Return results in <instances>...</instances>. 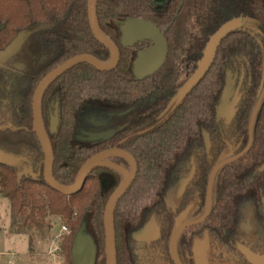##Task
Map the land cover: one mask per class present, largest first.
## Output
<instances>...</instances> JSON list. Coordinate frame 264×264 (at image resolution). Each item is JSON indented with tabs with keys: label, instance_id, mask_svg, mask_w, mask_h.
I'll list each match as a JSON object with an SVG mask.
<instances>
[{
	"label": "trees",
	"instance_id": "1",
	"mask_svg": "<svg viewBox=\"0 0 264 264\" xmlns=\"http://www.w3.org/2000/svg\"><path fill=\"white\" fill-rule=\"evenodd\" d=\"M96 18L101 32L117 48L116 67L100 72L87 64L75 66L45 92L42 121L53 151L54 179L69 186L79 168L111 142L81 143L75 136L84 119L98 111L122 128L117 140L136 160L135 180L119 200L113 214L116 264L124 259L130 232L151 215L166 214L165 197L172 175L192 156L196 175L191 187L203 210L207 179L212 168L241 154L248 145L249 122L264 85V0H97ZM140 19L165 31L167 56L161 70L143 81L131 73L134 51L148 45L124 48L119 43L118 21ZM241 19L242 26L219 45L214 61L198 84L168 113L158 119L169 97L196 69L204 46L222 24ZM0 52L24 33L18 50L0 64V151L25 159L36 180L17 179L19 168L0 164V197L9 204L11 234L26 235L30 243L51 228L57 217L70 234L61 243L64 264H72L74 236L84 224L96 246L95 264H104L103 211L119 184L111 170L94 169L80 192L63 196L43 178V154L32 130L31 99L38 82L52 69L78 55L106 62L107 50L94 40L87 20V0H0ZM242 78L240 101L230 123L216 119L226 76ZM234 83V82H233ZM234 87V85H233ZM149 97L153 102L143 103ZM57 100V126L49 130V104ZM132 110L124 115L128 109ZM209 138L206 152L203 134ZM130 134H136L126 139ZM264 96L252 126V144L241 158L222 166L212 186V207L205 228L212 245L229 244L240 221V209L252 201L262 213L264 198ZM112 174L114 182L102 186ZM187 197V195H186ZM186 200V198L184 199ZM90 208V209H88ZM166 214V215H165ZM189 231V232H191ZM181 234L180 240L189 237ZM132 263V262H131Z\"/></svg>",
	"mask_w": 264,
	"mask_h": 264
},
{
	"label": "water",
	"instance_id": "2",
	"mask_svg": "<svg viewBox=\"0 0 264 264\" xmlns=\"http://www.w3.org/2000/svg\"><path fill=\"white\" fill-rule=\"evenodd\" d=\"M96 5L97 0H87V20L88 26L92 37L96 42L102 45L108 52L109 57L106 62H101L89 55H78L73 58L66 60L61 63L49 73H47L36 85L31 99V111H32V130L36 136L39 146L43 154V178L45 183L53 191L69 197L80 192L85 184L87 177L96 168H109L117 171L123 176L120 185L116 188L113 194L109 197L104 211H103V229H104V264H116V249H115V237H114V226H113V214L117 203L124 196L126 191L132 184L136 171L137 165L134 158L122 151V150H105L91 156L86 160L83 165L79 168L75 181L72 185L65 186L59 184L53 177V151L49 143L42 117L40 104L46 90L64 73L71 70L75 66L81 64H87L100 72H108L113 70L119 59V53L116 46L106 38L101 32L97 18H96ZM118 28L119 43L124 48H132L136 44L141 42H149L151 45L135 54V58L132 64L133 75L138 80H143L147 77L153 76L164 64L167 56V42L164 37L165 31H160L152 23L140 20V19H129L118 21L115 23ZM242 26L241 19H234L222 24L216 31L208 38L204 49L202 51L201 59L196 63V70L191 77L181 86L172 99V102L178 104L183 98L198 84V82L204 77L206 72L211 67L217 49L221 42L232 32L238 30ZM4 28L0 25V31ZM25 34H20L15 40L0 52V64L10 58L20 47ZM233 81L230 79V75H227L225 84L221 93V100L216 109V119H225L227 123H230L233 118L236 107L240 101L239 89L241 82L239 83L236 91L232 94ZM264 96V86L261 94L256 102L254 110L252 112L249 122V140L246 149L233 158L224 160L211 170L207 190H206V206L203 215L188 224L177 227L172 233L169 241V253L174 264H180L175 252V242L179 234L186 228L193 227L202 223L209 215L211 209V188L215 174L225 164L236 161L237 159L244 156L250 149L252 144V126L259 109L260 103ZM107 134L90 135L89 140L95 141ZM204 141L206 148H209L207 136L204 135ZM110 158H120L130 166V171L126 172L122 168L107 162ZM25 159L16 157L11 154H7L0 151V164L9 166L12 168H19L20 164L24 163ZM264 170V166L261 167ZM22 176H28L33 180L39 177V174H35L28 164L21 171L17 173V179L19 180ZM192 173L188 178L180 182L179 192H183L187 182L191 179ZM263 212H264V199H263ZM86 227L83 224L79 231L73 238L70 257L72 264H95L96 259V246L93 239L86 233Z\"/></svg>",
	"mask_w": 264,
	"mask_h": 264
},
{
	"label": "flooded vegetation",
	"instance_id": "3",
	"mask_svg": "<svg viewBox=\"0 0 264 264\" xmlns=\"http://www.w3.org/2000/svg\"><path fill=\"white\" fill-rule=\"evenodd\" d=\"M142 43L145 42L138 43L135 46ZM146 43H148V45L138 48L134 51V58H135V54L138 51L144 50L151 45L149 42ZM132 64H131V73L133 74ZM161 68L153 76H155L161 70ZM191 75L185 80H183L179 85V87L176 89V91L169 97V100L164 110L160 113L158 119H161L162 117H166L168 113L173 111L175 107L180 103L179 102L178 104H176L175 102H172V99L177 93V91L181 88V86L191 77ZM153 76L147 77L143 80L152 78ZM230 79L231 81L234 82L233 83L234 87L232 85V91H233L232 94L235 93L239 83L241 82L239 89V94H240L242 88V78H239L238 81H235L236 80L235 77L233 76L231 77L230 75ZM143 80H139V81H143ZM147 101L149 103H152L153 97L147 98L146 100H144L143 103ZM131 110L132 108L118 115L121 116L127 114ZM109 117H112V113L108 114L101 111H98L95 114L86 117L80 129L78 130V133L75 136V138L81 143L111 142L113 146L101 150L99 152L116 149V150H122L133 157V155L129 151L120 147L123 143L122 141L116 142L117 133L121 131L122 128L117 126L113 120H109ZM57 118H58L57 100L54 99L49 104V110L47 115V123L50 131L55 130L58 121ZM224 121L226 122L225 119ZM99 134H107V136L106 137L103 136L95 141L89 140L90 135H99ZM204 135L207 136L208 144H209V138L206 133L203 134V144L207 152L208 148H206L205 146ZM134 136H136V134H130L126 137V139H131ZM248 140H249V136H248ZM107 162L122 168L126 172L130 171L129 164L127 163V161L123 159L110 158L107 160ZM28 164L29 163L26 162L20 164L19 170L21 171ZM196 168H197L196 163L192 156L188 158L186 163L184 162L183 164H180L179 166L176 167L175 172L172 175V181L169 185L165 197V201H166L165 211L166 214L167 212H170L172 223L171 225L167 224L165 222L164 215L159 216L158 218L155 217V215H151L142 223V225L136 226L134 230L130 232L131 243L124 247V253H125L124 259H127L128 263L130 258L131 260L130 264H174L169 253V241L172 233L177 227L191 223L199 219L203 215L206 206V190H207L208 179L205 190L203 210L199 215L195 216V211L197 210L200 204L198 193L193 192L191 189L196 175ZM104 169L111 170L120 177L118 184L119 186L123 179V176L113 169H109V168H104ZM191 173H192L191 179L187 182L183 192L180 193L179 192L180 182L188 178V176ZM114 179H115L114 175L108 174V176L102 178V182H101L102 186L105 187V183L107 181L108 183L114 182ZM116 188L114 189V191L116 190ZM185 198L186 200H184ZM249 205L250 207H247ZM211 207H212V188H211ZM260 217L264 221L263 206H262V213H259L256 211L252 201L245 202L240 209L239 224L236 227L234 236L230 237L228 245L222 244V245L213 246L209 237V233L205 228H201L200 231L196 233L194 231H191L192 228H195L200 224H202L204 221H206L208 217L199 225L186 228L179 234L175 242V252L179 263L180 264H264V230L263 228L261 229L260 226L262 225V223L259 222V220L261 219ZM185 232H189L188 236H190V238L184 237L183 239L180 240L181 234Z\"/></svg>",
	"mask_w": 264,
	"mask_h": 264
},
{
	"label": "rangeland",
	"instance_id": "4",
	"mask_svg": "<svg viewBox=\"0 0 264 264\" xmlns=\"http://www.w3.org/2000/svg\"><path fill=\"white\" fill-rule=\"evenodd\" d=\"M49 222L50 230L44 237H35L32 243L26 235L11 234L9 204L0 197V264H64L61 243L69 236V228L63 226L57 217H49ZM259 222L264 230L262 218ZM62 227L67 229V233L62 232Z\"/></svg>",
	"mask_w": 264,
	"mask_h": 264
},
{
	"label": "built area",
	"instance_id": "5",
	"mask_svg": "<svg viewBox=\"0 0 264 264\" xmlns=\"http://www.w3.org/2000/svg\"><path fill=\"white\" fill-rule=\"evenodd\" d=\"M62 232L67 233V229L65 227L61 228Z\"/></svg>",
	"mask_w": 264,
	"mask_h": 264
}]
</instances>
